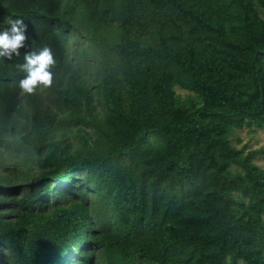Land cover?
<instances>
[{
	"label": "trees",
	"instance_id": "1",
	"mask_svg": "<svg viewBox=\"0 0 264 264\" xmlns=\"http://www.w3.org/2000/svg\"><path fill=\"white\" fill-rule=\"evenodd\" d=\"M49 1L13 0V7L23 19L46 24L57 19L47 13ZM256 1L264 6V0ZM238 2L251 33L240 42L227 43L231 56L221 64L198 57L189 47H171L160 32L155 43L145 39L148 9L154 8H170L175 19L192 27L217 30L185 0H122L115 40L99 43L100 83L107 108L104 119L115 139L100 154L68 159L62 169L50 168L33 177L30 193L18 203L30 208L33 200L50 199L55 207L45 215H28L23 224L0 228V264H61L67 255L88 264L87 254L76 257V251L88 243L82 235L88 221L80 204L68 197L77 179L102 189L124 240L143 233L157 238L158 264H170L181 250L194 253L201 264H225L236 237L250 234L262 243L264 233L255 225L243 227L228 209L230 190L247 193L253 202L264 190L262 171L251 162L253 156L264 155V147L240 155L223 137L227 126L264 123V72L258 60V54L264 53V16H255L251 0ZM60 21L69 26L66 20ZM43 46L52 49L44 41L37 50ZM110 53L115 55L129 94L125 109L117 108L112 98L116 91L112 67L116 65ZM153 61L162 67L152 69ZM170 68L202 98L197 124L188 123L185 110L172 97ZM6 76L0 71V78ZM149 137L159 145L151 147ZM155 163L161 164L158 171L172 170L176 182L190 179L194 196L189 200L190 224L171 220L175 203L157 222L144 206L139 197L142 174ZM229 164L239 167L241 174L230 173ZM79 172L85 173L84 179L76 177ZM64 194L67 197H61Z\"/></svg>",
	"mask_w": 264,
	"mask_h": 264
},
{
	"label": "rangeland",
	"instance_id": "2",
	"mask_svg": "<svg viewBox=\"0 0 264 264\" xmlns=\"http://www.w3.org/2000/svg\"><path fill=\"white\" fill-rule=\"evenodd\" d=\"M185 1L217 30L192 27L175 19L172 9L154 8L148 9L145 39L155 43L160 32L173 48L189 47L198 57L228 63L231 52L227 43L240 42L251 33L242 18L241 4L238 0ZM251 6L255 16L262 19L264 6L256 0H251ZM46 10L57 19L41 24L18 16L13 0H0V31L9 27L4 22L9 16L23 19L27 25V39L19 49L20 55H14L11 60L0 58V71L7 74L0 78V228L23 224L28 215L41 216L54 209L50 199L33 200L30 208L18 203L19 198L30 193L31 180L37 173L50 168L62 169L68 159L100 154L115 139L104 119L107 108L105 90L100 83L99 43L115 40L123 14L122 0H50ZM60 20H66L69 26ZM44 41L52 47L56 61L51 69L54 89L38 88L28 95L19 88V81L26 73L17 65L23 63L26 53L37 50ZM108 56L116 65L112 67L116 77L112 98L117 108L125 109L129 94L121 68L113 53ZM258 60L264 72V53L258 54ZM150 64L152 69L162 67L159 61ZM169 73L168 83L175 103L185 110L190 125L197 124L201 96L174 69L170 68ZM223 137L228 146L243 155L264 147V123L227 126ZM148 140L153 148L159 145L156 139L149 137ZM251 162L264 176V155L253 156ZM160 165L155 163L142 174L140 199L156 222L175 203L176 214L171 220L180 225L190 224L189 200L194 197L190 179L183 177L176 182L172 170H157ZM227 170L241 174L240 168L233 164ZM75 175L85 178L84 172ZM261 179L264 181V177ZM73 183L68 197L80 204L88 221L82 234L88 243L76 251L77 258L87 254L88 264H158L155 236L143 233L124 240L102 189L89 182L83 185L78 179ZM229 199L228 209L236 222L243 227L255 225L264 233V190H260L257 202L237 190H230ZM231 246V252L224 258L225 264H264V239L259 244L250 234H244L236 237ZM2 252L9 256L5 247ZM77 261L67 255L61 264H79ZM170 264L201 263L194 253L181 250Z\"/></svg>",
	"mask_w": 264,
	"mask_h": 264
},
{
	"label": "clouds",
	"instance_id": "3",
	"mask_svg": "<svg viewBox=\"0 0 264 264\" xmlns=\"http://www.w3.org/2000/svg\"><path fill=\"white\" fill-rule=\"evenodd\" d=\"M4 22L9 27L0 31V58L11 60L14 55L19 56V49L25 46L27 25L23 19L11 16ZM55 63L54 53L48 46L26 53L23 63L17 65L20 71L26 73L19 81L21 91L32 95L38 88L42 90L51 87L54 76L51 69Z\"/></svg>",
	"mask_w": 264,
	"mask_h": 264
}]
</instances>
